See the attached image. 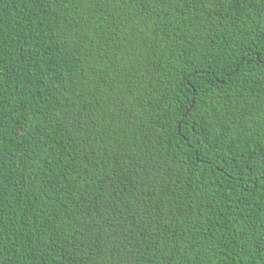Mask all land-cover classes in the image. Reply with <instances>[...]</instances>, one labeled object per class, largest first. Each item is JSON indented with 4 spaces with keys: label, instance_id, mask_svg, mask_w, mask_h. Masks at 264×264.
Instances as JSON below:
<instances>
[{
    "label": "trees",
    "instance_id": "obj_1",
    "mask_svg": "<svg viewBox=\"0 0 264 264\" xmlns=\"http://www.w3.org/2000/svg\"><path fill=\"white\" fill-rule=\"evenodd\" d=\"M0 264H264V0H0Z\"/></svg>",
    "mask_w": 264,
    "mask_h": 264
}]
</instances>
